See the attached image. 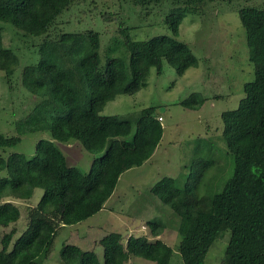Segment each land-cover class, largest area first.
I'll use <instances>...</instances> for the list:
<instances>
[{"label": "trees", "instance_id": "obj_1", "mask_svg": "<svg viewBox=\"0 0 264 264\" xmlns=\"http://www.w3.org/2000/svg\"><path fill=\"white\" fill-rule=\"evenodd\" d=\"M206 1L170 0L164 18L170 36L134 39L129 28L119 23L118 35L111 38L101 59L96 30L65 31L57 37L48 33L72 0H0V23H10L26 36L40 37L36 43L39 60L21 69V83L37 102L14 122L15 135L0 132V149L13 147L28 133L48 132L50 136L36 141L30 157L17 151L0 156V226L18 220L20 211L14 200H29L35 188L42 189L36 204L26 208V226L20 234L14 238V227L0 231V264H41L62 226L76 225L100 211L120 174L150 158L163 133L154 106L125 114L102 115L100 111L117 95L134 94L146 86L150 70L160 74L164 60L178 75L197 66V57L176 36L183 18L198 12ZM235 11L254 77L243 84L237 106L220 114L221 139L232 159L231 174L216 190V161L195 151L186 173L163 176L149 189L178 216L183 264H203L212 242L226 230L229 238L220 264H264V7L246 5ZM2 29L0 25V71L10 75L18 58L3 45ZM204 100L199 92H191L179 103L197 110ZM72 141L93 155L86 172L69 165L55 144ZM146 224L152 240L129 235L123 243L121 233L111 231L99 239L100 257L92 249L66 242L60 247L59 262L126 264L137 256L169 264L172 249L157 237L164 224L160 220Z\"/></svg>", "mask_w": 264, "mask_h": 264}, {"label": "rangeland", "instance_id": "obj_2", "mask_svg": "<svg viewBox=\"0 0 264 264\" xmlns=\"http://www.w3.org/2000/svg\"><path fill=\"white\" fill-rule=\"evenodd\" d=\"M264 7V0H207L199 11L187 14L179 25L176 38L186 43L198 59L197 66L189 67L182 75L163 61L160 74L152 68L146 86L134 94H119L106 102L100 114H125L143 107L154 106L157 119L163 126L162 137L142 167L122 172L114 191L103 208L82 224L61 227L52 249L41 264H61L59 250L63 243H73L94 250L101 256L99 239L111 231L120 232L125 243L129 235H145L150 240L148 220H160L165 228L157 236L172 249L169 264H183L178 251L179 235L176 231L178 216L150 192L151 186L163 176L175 177L187 172L186 166L197 151L216 162L218 190L231 174V155L221 139L220 114L235 108L243 97V84L254 77L248 60L244 29L235 11L242 6ZM171 7L170 0L143 3L140 0H72L49 26L48 33L57 35L65 31L91 28L100 33V58L112 37L118 35L119 23L128 27L132 38L145 39L157 35L170 36L164 22ZM105 15V17H104ZM2 42L18 58V65L10 75L0 71V132L15 135L14 122L24 117L37 102L21 83V69L39 60L36 43L40 37H29L10 23H0ZM191 92L205 97L203 104L193 110L179 102ZM160 117V119H159ZM40 138L50 139L48 132H34L21 136L20 142L5 151L23 152L30 157ZM66 156L67 163L86 172L93 155L79 142H55ZM206 148H203V146ZM198 147H202L198 153ZM197 148V149H196ZM141 164V165H142ZM214 170H210V175ZM3 173H0V175ZM42 194L35 188L29 200H14L19 207L17 221L0 231L16 229L14 238L26 226V208L35 205ZM229 238L228 230L210 245L203 264H220ZM126 264H154L153 261L131 256Z\"/></svg>", "mask_w": 264, "mask_h": 264}, {"label": "crops", "instance_id": "obj_3", "mask_svg": "<svg viewBox=\"0 0 264 264\" xmlns=\"http://www.w3.org/2000/svg\"><path fill=\"white\" fill-rule=\"evenodd\" d=\"M142 166H144V164H142V165H140V166H135V167H137V168H139V167H142ZM99 213V212H98ZM83 222V221H82ZM78 224H82L81 222L80 223H78ZM62 227H64V226H62Z\"/></svg>", "mask_w": 264, "mask_h": 264}, {"label": "built area", "instance_id": "obj_4", "mask_svg": "<svg viewBox=\"0 0 264 264\" xmlns=\"http://www.w3.org/2000/svg\"><path fill=\"white\" fill-rule=\"evenodd\" d=\"M159 119H160V117H159Z\"/></svg>", "mask_w": 264, "mask_h": 264}]
</instances>
